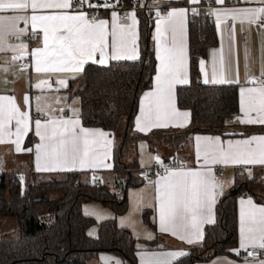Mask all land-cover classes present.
Listing matches in <instances>:
<instances>
[{
    "label": "trees",
    "instance_id": "obj_1",
    "mask_svg": "<svg viewBox=\"0 0 264 264\" xmlns=\"http://www.w3.org/2000/svg\"><path fill=\"white\" fill-rule=\"evenodd\" d=\"M118 4L128 8L131 0H119ZM180 4L183 2L166 3L160 12ZM136 15L139 59L107 66L88 64L66 89L79 98V117L84 127L114 131L122 124L121 140L112 152L113 187H118V192L106 184L85 182L79 172L47 177L28 172L24 183L19 182L18 172H2L0 223L15 218L18 236L0 238V264H89L104 252L118 256L125 264H137L135 239L129 230L118 227L113 218L99 223L96 238L89 237L86 231L93 220L81 212L82 204L97 202L115 216L126 213L128 189L143 184L137 160L130 164L125 161L130 145L146 140L151 152L168 162L193 134L225 137L264 133L262 127H242L231 122V116L238 113L237 85H204L199 79L198 61L218 41L214 23L200 4L188 18L190 82L176 90L177 107L190 111L189 125L181 130H155L145 136L134 134L141 94L151 87L155 73L152 30L157 14L143 10ZM256 177L235 168L233 185L218 199L215 222L206 227L203 242L174 264H194L230 255L229 251L238 245L237 198L246 195L264 203V183ZM142 216L149 222L148 211Z\"/></svg>",
    "mask_w": 264,
    "mask_h": 264
},
{
    "label": "crops",
    "instance_id": "obj_2",
    "mask_svg": "<svg viewBox=\"0 0 264 264\" xmlns=\"http://www.w3.org/2000/svg\"><path fill=\"white\" fill-rule=\"evenodd\" d=\"M73 1V0H72ZM158 7L166 3H180V5H171L166 8L164 12H160L161 8L155 11V14L165 16L168 11L173 8H185L188 12L184 22V32L182 38L183 56L185 59V72L184 75L187 78V83H178L173 87V103L176 111L180 113L187 112L188 116L185 117H162L161 123L166 124L164 127H153L150 130L140 131L137 128V118L141 116L142 102L144 101L145 93L155 90V77L157 75L160 62L156 57V40L157 36V24L159 21L158 15L154 19V25L152 30V42L154 48L155 57V73L152 78L151 87L141 94L139 100V107L137 114L133 122V133L139 135H148L155 130H181L187 127L190 123V111L186 109H180L176 103V90L179 87L187 86L190 82L189 76V52H188V18L191 10L198 8L200 4L203 5L205 0H199L198 3L193 4L191 0H153ZM213 6L207 11L210 19L213 21L216 35L217 44L208 49L206 57L199 59V79L204 85H237L238 86V113L237 117L231 120L239 126L249 127H262L264 124L254 123L245 124L240 120L244 119V113L241 111V89L259 88L264 86L258 81L264 77V27H260L257 23L249 24L246 20L242 23L243 17H238L233 20L231 15L227 17L221 16L223 23L217 22V17L213 15L215 12H225L230 9H255L264 7V4L258 2V0H223V3H217V0H212ZM119 0H117L116 8L119 6ZM87 4H98L104 12L101 17L97 19L109 21V33L111 31L112 13L115 12L118 16V24L122 27H127L132 24V20L129 18V11L127 20H122L116 8L110 9L104 7L100 0H86ZM65 13L69 15H75L83 12H73L70 9H38L36 15H53ZM33 13L31 9L28 10H7L0 12V17L5 18L4 29L6 34V46L3 51H0V97L4 98L0 101L8 106V100L14 101L15 105L19 108L20 112L27 113L29 131L20 138L19 147L20 151L16 150V144L12 142L0 143V158L3 160V164L0 165V172H18L19 174H26L28 172L34 173L37 177L47 176H59L68 172H79L82 174V179L88 183H101L111 187L112 191L116 192V187H113L114 173L112 172V152L113 149L119 144L121 140L122 124L114 131H106L101 128H88L84 127L81 123L80 102L79 98L75 95H70L66 92L68 82L74 80L81 75L84 68L88 64H95L99 66H107L111 62L119 61H136L139 59V29L138 18L135 13V45L132 43L131 37L126 35L125 45L122 48L124 56L120 59H112V38L108 36L104 47V59L105 63H99L102 58L99 51H96L91 58H84V63L80 71H64L58 73H37L35 71V57L31 55V52L37 47H43V32L41 30V22H37L35 29L36 35L32 38L26 39L29 34H33L31 22L28 24L23 21H19L18 29H27L26 32L17 35L7 34V18L15 16H28ZM85 14V13H84ZM86 15V14H85ZM88 17V15H86ZM89 18V17H88ZM165 26L161 25V30L164 31ZM167 39L171 40V33H167ZM179 40V37H178ZM21 45H27V48L21 50ZM133 47H135L137 59L126 58L133 54ZM14 57H16L14 59ZM177 57H180V49L177 50ZM23 61L26 66L20 63ZM203 62V64H201ZM203 69V70H202ZM205 74L208 82L205 83ZM213 78L217 81L213 83ZM53 79V81L51 80ZM221 79L231 81L230 83H219ZM64 80L65 85H61L58 81ZM41 81H47L45 84H41V87H37ZM51 85L49 87L48 85ZM245 99H247V93H245ZM45 115L46 119H41V116ZM252 118L256 117V113H250ZM40 120L42 124L48 121H78L77 131L80 129H86L90 132H104L108 134L106 137L99 135L89 137V150L90 154L94 153V161L103 163L97 167H81L79 162L75 165H68L64 170L60 171H37L36 170V146L41 143L40 137L35 134V121ZM183 124V126H179ZM8 132L12 135L9 136ZM197 136L219 138L221 143L226 147L229 143L235 144L238 141L251 140L253 137L264 136V133H254L250 135H243L241 133L234 136H221L213 134H193L190 135L188 140L183 143L180 151L174 155L168 162H163L160 154L156 156L149 149V142L146 140H139L132 143L128 150V156H125L126 162H131L136 159L141 173L147 168L153 167L156 163H162L165 168H169L162 175L151 176L147 179H142L143 184L137 188H130L127 192L128 209L123 215L115 216L114 213L105 206L97 202H87L82 204L81 212L84 216H93L98 221L108 220L115 218L118 227L125 228L130 231L131 235L135 239L136 260L137 264H155L156 261L164 262L168 264H174L176 260L187 254L188 250L193 246H199L204 239V231L206 227L212 225L215 222V207L218 199L227 193V191L233 185L234 170L240 168L245 171L250 177L257 175L256 180L264 183V165L260 164H205L203 155L197 157L196 152V140ZM4 139L6 141H15V120L11 122L8 129L5 132ZM30 140V144L27 141ZM110 140L111 144L105 146V141ZM255 147V143L252 145ZM30 149V151H29ZM105 151H108V155L105 156ZM128 157V158H127ZM43 164V161H41ZM176 164L177 166H172ZM103 165H110L105 167ZM171 166V167H170ZM211 169V174L215 177L216 181L222 187L216 188L215 202L212 206L213 223H205L202 225L203 238L194 243H188L186 239H181L180 235H173L172 232L161 231L160 227V201H159V188L162 180L168 175L169 171H202L206 172ZM221 170L223 175L218 176L217 172ZM110 176L113 180L108 181ZM111 183V185H109ZM118 188V187H117ZM247 202L251 200L257 207H264V203L257 202L251 196H240L236 201L237 208V220H238V245L236 249H240V214H241V201ZM243 207H247V204ZM148 211L149 222L143 220V213ZM96 214H88L93 213ZM13 218V217H12ZM99 225V224H98ZM86 234L90 237L95 236L93 230L86 231ZM14 236L8 239H15L18 236V232L13 234ZM151 242V243H150ZM251 247V246H248ZM247 247V248H248ZM172 253H184L183 255L172 256ZM111 258L108 260V264H115V261H119V264H125L122 260L111 253H100L96 258L92 259L89 264H105V260L101 258ZM194 264H261V262L246 263L237 260L231 255H220L214 257L210 261L198 262Z\"/></svg>",
    "mask_w": 264,
    "mask_h": 264
},
{
    "label": "snow or ice",
    "instance_id": "obj_3",
    "mask_svg": "<svg viewBox=\"0 0 264 264\" xmlns=\"http://www.w3.org/2000/svg\"><path fill=\"white\" fill-rule=\"evenodd\" d=\"M84 3L86 0H77ZM199 0H191L196 4ZM264 4V0H258ZM223 3V0H217ZM106 3L104 7H108ZM73 7L72 0H0V12L7 10H28L34 14L28 16H15L7 18V34L19 35L27 29H18L19 21L25 24L31 22L33 35L37 22H41L43 32V47H37L31 52L35 57V71L37 73H58L64 71H80L84 58H91L96 51L100 52L99 63L104 64V47L109 35L112 38V59H120L124 56L122 48L125 45V37H131L135 45V13H130L129 18L132 24L126 28L118 24V16L112 13L111 31L109 33V21L93 17L91 20L84 14L69 15L65 13L53 15H36L38 9H70ZM89 7H92L89 4ZM195 14V9L191 10ZM188 9L173 8L165 16H160L157 24L156 57L160 62L155 77V90L145 93L141 107V116L137 118V128L140 131L150 130L153 127L167 126L161 123L162 117H187L188 113L176 111L173 103V87L178 83H187L185 72V59L183 56L182 38L184 22ZM217 22L223 23L221 16H232L235 20L243 17L249 24L261 23L264 25V7L255 9H230L225 12L213 13ZM5 18L0 17V51L6 46V34L4 29ZM164 25V31L161 30ZM167 33H171V40L167 39ZM179 37V40H178ZM21 50L27 45H21ZM180 49V57H177V50ZM133 54L128 59H137L136 49L133 47ZM16 57H14L15 59ZM203 64V62H201ZM203 70V69H202ZM264 75V73H262ZM206 77V74H205ZM205 83L208 82L207 77ZM213 83L217 81L213 78ZM231 81L221 79L219 83H230ZM47 81H41L45 84ZM65 85L64 80L58 81ZM51 87V85H48ZM247 93V99H245ZM4 98L0 97V101ZM241 111L245 118L241 123L264 124V86L259 88L241 89ZM255 112L256 117L252 118L250 113ZM15 120V141H6L5 132L11 122ZM78 121H48L42 124L40 120L35 121V134L40 137L41 143L36 146V170L57 171L64 170L68 165H75L79 162L81 167H97L103 162H95L94 153L90 154L89 137L99 135L106 137L104 132H90L86 129L77 131ZM183 126V124L179 125ZM29 131L28 115L20 112L14 101L8 100V106L0 102V143L12 142L16 144V150L20 151V138ZM11 136L12 133L8 132ZM196 152L197 157L203 155L205 164H260L264 165V136L253 137L251 140L238 141L235 144L229 143L226 147L217 137L197 136ZM255 143V147L252 145ZM111 141L106 140L105 146ZM30 151V149H29ZM105 156L108 151H105ZM43 161V164L41 163ZM110 167V165H103ZM23 180V177H21ZM222 187L211 174V169L202 171H169L163 178L159 188L160 201V227L161 231L172 232L173 235H180L188 243L198 242L203 238L202 225L213 223L212 206L215 202L216 188ZM247 204V207H243ZM240 214V249L248 246L264 249V207H257L251 200L241 201ZM95 215L96 213H88ZM239 254V250H236ZM184 253H172V256L183 255ZM108 264L111 258H101ZM119 264V261H115ZM155 264H168L167 261H156ZM264 264V261L261 262Z\"/></svg>",
    "mask_w": 264,
    "mask_h": 264
},
{
    "label": "built area",
    "instance_id": "obj_4",
    "mask_svg": "<svg viewBox=\"0 0 264 264\" xmlns=\"http://www.w3.org/2000/svg\"><path fill=\"white\" fill-rule=\"evenodd\" d=\"M73 7L71 8V11L73 12H83L86 15H88L89 20H91L93 17L98 18L101 17V13H102V8L95 3H91L92 7H89V4H87L86 2L84 3H79L77 2V0H73ZM213 6V1L212 0H205L202 7L208 11L211 7ZM161 7H158L156 5V3H154L153 0H131V4L128 8H123L121 5H119L116 8V11L119 13L120 17L122 20H127L128 18V12L129 11H133L135 13H137L138 11H153L155 12L156 10L160 9ZM257 25L260 27H264V25H262L261 23L257 22ZM34 35L33 34H29L28 36H26V39L32 38ZM21 64H23L24 66H26V63L23 61H20ZM53 81V79H51ZM260 84H264V77L260 78L258 81ZM237 117V115L233 114L231 116V120L235 119ZM41 119L45 120L46 116L42 115ZM158 154H156L157 156ZM3 164V160L0 158V165ZM172 166H177L176 164L172 165ZM171 167V166H170ZM169 168H165L162 163H156L153 167L147 168L144 171H142V173H139L140 178L142 179H147L151 176H155V175H162L164 174V172L166 170H168ZM1 174V172H0ZM218 176H222L223 173L221 170H218L217 172ZM19 177V182L20 183H24L25 181V176L24 174H18L17 175ZM21 177H23V180H21ZM239 250V254H237V251ZM230 255L233 256L234 258H236L239 261L242 262H246V263H252V262H262L264 261V249H261L259 247H248L245 249H232L229 251Z\"/></svg>",
    "mask_w": 264,
    "mask_h": 264
},
{
    "label": "rangeland",
    "instance_id": "obj_5",
    "mask_svg": "<svg viewBox=\"0 0 264 264\" xmlns=\"http://www.w3.org/2000/svg\"><path fill=\"white\" fill-rule=\"evenodd\" d=\"M100 1H102L103 5H105L107 3L109 5L108 7L110 9L116 8L117 0H100ZM126 155L128 156V153H126ZM126 163L130 164V162H126ZM111 180H113V179L110 176L108 181L110 182ZM109 185H111V183ZM116 189H118V188H116ZM116 192H118V190H116ZM88 218H91L93 220V224L88 228V230H90V231L93 230L95 232V236L93 238H96L97 233H98V227H99L98 224L101 222V220L98 221L93 216H90ZM15 233H16L15 218H8V219L1 221V223H0V238H10V237L14 236L13 234H15Z\"/></svg>",
    "mask_w": 264,
    "mask_h": 264
}]
</instances>
